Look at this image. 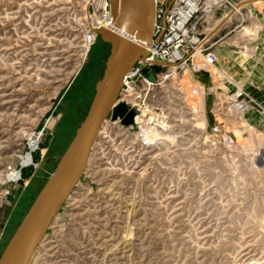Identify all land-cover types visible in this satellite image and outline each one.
Instances as JSON below:
<instances>
[{
  "label": "rangeland",
  "instance_id": "obj_1",
  "mask_svg": "<svg viewBox=\"0 0 264 264\" xmlns=\"http://www.w3.org/2000/svg\"><path fill=\"white\" fill-rule=\"evenodd\" d=\"M101 3L0 0V255L39 192L8 174L40 138L45 183L94 98L111 49L99 35L88 47ZM212 26L192 70L160 81L138 122H104L32 264H264V4ZM203 56L231 79L220 87L245 85L261 107L216 120L215 93H192L216 80Z\"/></svg>",
  "mask_w": 264,
  "mask_h": 264
},
{
  "label": "water",
  "instance_id": "obj_2",
  "mask_svg": "<svg viewBox=\"0 0 264 264\" xmlns=\"http://www.w3.org/2000/svg\"><path fill=\"white\" fill-rule=\"evenodd\" d=\"M110 5L113 28L91 29L111 45L110 54L89 110L73 139L45 183L41 175L49 161L42 154L46 144L39 142L35 149L29 147L31 162L17 165V183L25 186L26 180H33L39 192L0 255V264H32L49 228L80 182L104 122L110 118L121 119L127 125L134 123L135 111L127 103L119 102V97L134 65L149 54L147 46L154 39L156 1L110 0ZM146 74L155 80L151 70H146Z\"/></svg>",
  "mask_w": 264,
  "mask_h": 264
},
{
  "label": "built area",
  "instance_id": "obj_3",
  "mask_svg": "<svg viewBox=\"0 0 264 264\" xmlns=\"http://www.w3.org/2000/svg\"><path fill=\"white\" fill-rule=\"evenodd\" d=\"M103 12L113 22L111 5L104 0ZM156 22L154 39L147 46L149 54L145 60L138 61L127 76L119 102H125L135 111L134 123L150 108L149 98L156 85L165 78L179 73H189L194 59L204 51L210 24L218 14L239 11L242 5L254 4L264 0H155ZM92 33V30H90ZM204 57V56H203ZM205 58V57H204ZM212 57L205 58L208 72L214 76L213 84L192 91L196 96L203 92L215 93L213 114L215 119L223 118L226 111L244 114L261 107L259 102L240 85L230 90L220 87L232 83L229 77L218 68ZM146 70L155 76L152 80ZM217 82L218 90L215 87ZM146 129V128H145ZM144 128L142 129L145 130ZM147 130V129H146ZM220 126L215 124L213 132ZM30 147V144H29ZM259 159L264 162V152Z\"/></svg>",
  "mask_w": 264,
  "mask_h": 264
},
{
  "label": "bare ground",
  "instance_id": "obj_4",
  "mask_svg": "<svg viewBox=\"0 0 264 264\" xmlns=\"http://www.w3.org/2000/svg\"><path fill=\"white\" fill-rule=\"evenodd\" d=\"M90 2V1H89ZM102 7L105 5L104 3V0H102ZM254 4H264V1H257L255 2ZM87 18H88V22H89V28L90 30L92 28H99V27H108V28H113V22L110 21V18H107L106 14H104V12L102 13V16L101 17H97L95 14H92V13H89V15H87ZM211 29H214L213 26ZM96 33L94 32H90V34L88 33L87 34V42H88V47H89V44L91 43V41L93 39H95L96 37ZM87 47V48H88ZM154 135H156V132L153 131V129H150V130H143V133H142V136L144 137L145 140H151V139H154ZM156 137V136H155ZM40 142V138H37V139H31L30 140V148L31 149H35L38 144ZM44 152L45 150L42 149V154L44 155ZM31 162V153L30 152H27L26 155L23 156V159H22V164L26 165V164H29ZM20 177V171L19 170H13L12 172H10L8 174V179L10 180H14V181H17ZM29 180H26V184L28 183ZM30 182V181H29Z\"/></svg>",
  "mask_w": 264,
  "mask_h": 264
},
{
  "label": "crops",
  "instance_id": "obj_5",
  "mask_svg": "<svg viewBox=\"0 0 264 264\" xmlns=\"http://www.w3.org/2000/svg\"><path fill=\"white\" fill-rule=\"evenodd\" d=\"M213 30V29H212ZM264 70V69H263ZM244 85V84H243ZM244 88L247 90V91H249L250 93H252L249 89H247L246 88V86L244 85ZM257 95H259L260 97H264V93L262 94V93H260V92H258L257 91ZM256 97V96H255Z\"/></svg>",
  "mask_w": 264,
  "mask_h": 264
}]
</instances>
